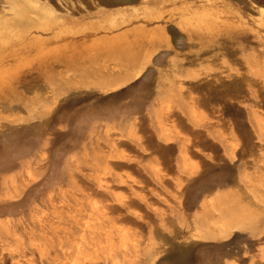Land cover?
<instances>
[{"label": "rangeland", "instance_id": "rangeland-1", "mask_svg": "<svg viewBox=\"0 0 264 264\" xmlns=\"http://www.w3.org/2000/svg\"><path fill=\"white\" fill-rule=\"evenodd\" d=\"M253 91L263 117L264 0H0L6 252L264 264Z\"/></svg>", "mask_w": 264, "mask_h": 264}, {"label": "bare ground", "instance_id": "bare-ground-1", "mask_svg": "<svg viewBox=\"0 0 264 264\" xmlns=\"http://www.w3.org/2000/svg\"><path fill=\"white\" fill-rule=\"evenodd\" d=\"M103 4H106L107 6H110V7H123V6H126L128 4H132L134 3L136 0H100ZM138 1V0H137ZM153 3L152 1L149 2V4ZM159 4L155 3V6H158ZM6 6V5H5ZM116 10V9H115ZM113 11V12H116V11ZM126 12V11H125ZM29 15V14H28ZM31 17V16H30ZM2 24V23H1ZM43 30V29H42ZM23 32V31H22ZM14 38V37H13ZM19 38V37H18ZM117 47V46H116ZM120 47V46H119ZM117 51V50H116ZM229 53V52H228ZM161 54V53H160ZM170 54V53H169ZM157 56V55H156ZM162 56V55H161ZM158 60V59H157ZM164 60V59H163ZM108 61V60H107ZM160 62V61H159ZM249 72V71H248ZM241 74V73H240ZM246 75V74H245ZM247 76V75H246ZM238 78V77H237ZM248 79V77H246ZM251 78V77H250ZM253 79V77L251 78ZM240 80V79H239ZM244 81V80H243ZM249 81V79H248ZM245 82H246V79H245ZM263 82V81H262ZM249 83V82H248ZM248 83H246L248 85ZM251 83L252 80H251ZM235 84V83H234ZM250 84V83H249ZM253 84H251L252 86ZM235 86V85H234ZM246 86V85H245ZM249 86V85H248ZM254 87V85H253ZM247 89V88H246ZM241 90V89H240ZM258 92V91H257ZM249 94V93H248ZM261 94V93H259ZM258 93H256V91L252 92V97L254 99V110L252 112V115L254 117V123L256 124V126L260 129V130H264V116L262 117L260 111L257 110V103H256V100L257 99V96L259 95ZM259 97V96H258ZM261 99L262 96H261ZM260 100V99H259ZM253 101V100H252ZM261 101V100H260ZM264 101V100H263ZM257 104V105H256ZM257 106V107H256ZM252 107V106H251ZM261 114V115H260ZM262 133V131H261ZM264 133V132H263ZM263 138V137H262ZM30 145V144H29ZM28 145V146H29ZM32 146V145H31ZM27 149V148H26ZM28 150V149H27ZM31 151V149H30ZM24 152H26L24 150ZM23 152V153H24ZM27 153V152H26ZM26 155V154H25ZM23 156V154H22ZM40 186V185H39ZM9 203V202H8ZM22 203L21 202H10L9 204H6V209L7 208H11L13 206H21ZM10 240V238H0V246H2L1 248V251H0V264H34L35 263V260L34 259H26V260H21V258L23 257V255H26L28 254V251L30 250L28 246H26V244L24 242H21L20 240L18 239H15V243L18 244V250L17 252H13V251H10V252H6L5 248H4V245H5V241H8ZM18 258L19 261H15V259ZM88 264V263H87Z\"/></svg>", "mask_w": 264, "mask_h": 264}]
</instances>
